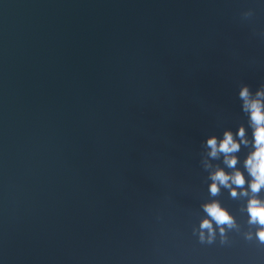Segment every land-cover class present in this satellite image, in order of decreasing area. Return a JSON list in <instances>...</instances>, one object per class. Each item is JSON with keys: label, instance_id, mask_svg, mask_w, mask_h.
<instances>
[{"label": "water", "instance_id": "1", "mask_svg": "<svg viewBox=\"0 0 264 264\" xmlns=\"http://www.w3.org/2000/svg\"><path fill=\"white\" fill-rule=\"evenodd\" d=\"M243 85L264 0H0V264H264L247 197L208 190Z\"/></svg>", "mask_w": 264, "mask_h": 264}, {"label": "clouds", "instance_id": "2", "mask_svg": "<svg viewBox=\"0 0 264 264\" xmlns=\"http://www.w3.org/2000/svg\"><path fill=\"white\" fill-rule=\"evenodd\" d=\"M242 104L241 108L247 114L248 127L251 129V139L246 136L243 125H239L235 134L230 129H226L219 140L215 136H210L205 140L208 148V156L217 158L222 154V163L226 168L231 169L226 172L224 168L215 167L209 173V194L215 196L220 188L228 189L231 197H247L244 210L248 215V223L256 226L254 233L256 239L264 243V198L258 194L264 190V85L253 94L247 85H243L238 93ZM241 144L251 145L250 150L242 161V172L236 167L238 157L235 155L240 150ZM207 166V165H206ZM247 173V178L245 177ZM245 184L247 187L245 188ZM207 214L200 222V239H205L203 230H207V239L211 242L214 235L213 222L218 230L223 234L227 226L235 225V219L216 200H211L202 205ZM210 218V219H209Z\"/></svg>", "mask_w": 264, "mask_h": 264}]
</instances>
